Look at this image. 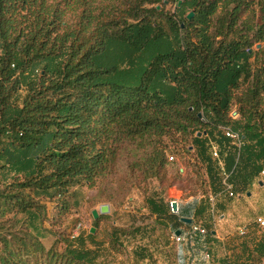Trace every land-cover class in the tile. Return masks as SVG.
I'll list each match as a JSON object with an SVG mask.
<instances>
[{
	"label": "trees",
	"instance_id": "1",
	"mask_svg": "<svg viewBox=\"0 0 264 264\" xmlns=\"http://www.w3.org/2000/svg\"><path fill=\"white\" fill-rule=\"evenodd\" d=\"M179 1L0 0V264H100V245L89 248L83 234L74 244L56 221L76 203L73 188L94 186L126 140L146 148L136 164L144 179L165 177V139L176 134H193L202 159L218 145L235 190L259 176L264 49H252L264 40V0ZM254 5L261 24L243 19ZM106 54L108 67L98 63ZM233 106L241 120L229 116ZM220 126L242 133L240 154L214 135ZM147 203L157 219H174L172 233L200 235L181 226L195 203L177 213L154 197ZM123 233L114 228L112 247ZM243 248L244 264L264 259V239ZM147 251L137 250L138 263L154 258Z\"/></svg>",
	"mask_w": 264,
	"mask_h": 264
},
{
	"label": "rangeland",
	"instance_id": "2",
	"mask_svg": "<svg viewBox=\"0 0 264 264\" xmlns=\"http://www.w3.org/2000/svg\"><path fill=\"white\" fill-rule=\"evenodd\" d=\"M243 19L261 24V8L254 5L253 11L245 13ZM67 29L76 30L77 24L72 23ZM259 44L261 47H258ZM261 48L264 49V40L254 44L252 50L258 52ZM259 58H264V54ZM256 59L257 56H254L253 60ZM98 63L104 67L111 66L114 63L113 54L101 56ZM229 116L233 120H241L237 106H233ZM219 130L215 128V136H223ZM192 136L176 134L166 137L168 154L175 155L176 159L168 158L164 178L149 179H144L136 167V164L143 162L146 148H139L137 143L126 140L120 145L105 175L94 186L81 184L77 189L73 188L74 196L70 199L76 200V203L69 213L56 221L57 233L63 237L69 236L76 245L79 244L78 237L81 234L85 236L89 248L94 249L100 245V264H140L137 262V250L141 247L147 248L148 256L155 258L145 264H226L227 261L244 264L247 260L243 248L245 242L252 249L259 240L264 239V227L256 223L259 217L264 218V174L260 172L258 177L249 181L246 188H236L238 196L229 197L221 192L223 175L211 157L209 146L206 157H197L198 147H193ZM203 138L207 137L204 135ZM209 165L213 167L212 173L207 171ZM261 169H264V165ZM176 175L178 179L174 180ZM231 181L236 183L234 175ZM211 196L215 199L212 200ZM149 197L163 202L168 208L169 205L172 208L174 201L182 206L195 203L191 218L215 230V237L210 234L206 237L194 235L192 239L174 242L171 238L174 219H157L148 206ZM104 203L111 205V212L102 215L105 217L95 225L92 211ZM201 203L206 206V211L202 213L198 211ZM189 224L184 222L181 226L191 232ZM244 226L250 228L245 237L239 234V229ZM93 227L96 228L94 241L88 235L92 233ZM115 227L125 230V234L114 248L109 240ZM74 233L79 235L73 238ZM53 238L51 236L44 240L47 247ZM207 249L212 254L209 260L204 258ZM181 256L185 257L184 261ZM253 260L262 264V259L255 257Z\"/></svg>",
	"mask_w": 264,
	"mask_h": 264
},
{
	"label": "built area",
	"instance_id": "3",
	"mask_svg": "<svg viewBox=\"0 0 264 264\" xmlns=\"http://www.w3.org/2000/svg\"><path fill=\"white\" fill-rule=\"evenodd\" d=\"M0 52H1V48H0ZM0 120H1V115H0ZM219 128H220L222 134L224 136H226L227 138H229V140L231 141V144L233 145L234 149L238 152V154H240L241 150L245 146V140L242 137V133L240 131L232 129L229 126H220ZM201 135H205L207 137L208 133H207V131H204L200 134V136ZM209 149H210V154H211L212 159L216 162L218 169L222 172V175H223V179L221 182L222 183V191L221 192L224 194H227L229 197L238 196V194L235 190V184L231 181L232 173L227 170V168L225 166V161L222 158V155H221V152L219 150L218 145L211 143ZM169 159L175 160L176 157H175V155L170 154ZM261 173L264 174V169L261 171ZM211 199L214 200L215 198L213 196H211ZM256 222H257L259 227H264V218L263 217H259L256 220ZM190 229H191L192 233H196V234H200V235H206L208 232L207 228L202 223H200L198 221H196V222L192 221ZM249 230H250L249 226H244V227L239 229V234L241 236H245L249 232ZM78 235H79V233H74L72 237L75 238ZM171 238L176 243H180V242L186 240L184 235H182V234L178 235L176 233H172ZM211 255H212L211 251L209 249H207L205 251V255H204L205 260H209L211 258Z\"/></svg>",
	"mask_w": 264,
	"mask_h": 264
},
{
	"label": "water",
	"instance_id": "4",
	"mask_svg": "<svg viewBox=\"0 0 264 264\" xmlns=\"http://www.w3.org/2000/svg\"><path fill=\"white\" fill-rule=\"evenodd\" d=\"M182 1L183 0H180L179 1V3H178L179 6L182 4ZM193 16H194V12H190L188 14V18L189 19H191ZM258 47H261V45L259 44ZM202 116H203V114L202 113H199V117L202 118ZM200 134L201 133H199V135ZM172 210L175 213H177L179 211V204H178L177 201L172 202ZM110 212H111V205L109 203H104V204H101L98 209H94L92 211V214H93V217L95 219H98L100 216L105 215V214H109ZM182 220L184 222H186V223H190V224L192 223V218H186V217H184V218H182ZM95 230H96V228L93 227L91 229V232L94 233ZM216 233L217 232L215 230H213V234H216ZM176 234L180 235L181 234V230H177L176 231Z\"/></svg>",
	"mask_w": 264,
	"mask_h": 264
},
{
	"label": "crops",
	"instance_id": "5",
	"mask_svg": "<svg viewBox=\"0 0 264 264\" xmlns=\"http://www.w3.org/2000/svg\"><path fill=\"white\" fill-rule=\"evenodd\" d=\"M78 187H79V186H78ZM78 187H76V189H77ZM79 206H80V205H79ZM50 237H51V236H49L48 239H49ZM45 239H47V238H45ZM45 239H44V240H45ZM44 243H45V242H44ZM45 245H46V244H45ZM154 259H155V258H154ZM148 261H150V259L147 260V261H145V262H148ZM145 262H144L143 264H145ZM147 264H148V263H147ZM262 264H264V259H262Z\"/></svg>",
	"mask_w": 264,
	"mask_h": 264
}]
</instances>
